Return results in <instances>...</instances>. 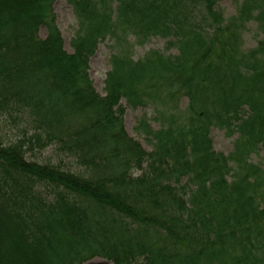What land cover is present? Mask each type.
Segmentation results:
<instances>
[{
  "label": "trees",
  "instance_id": "16d2710c",
  "mask_svg": "<svg viewBox=\"0 0 264 264\" xmlns=\"http://www.w3.org/2000/svg\"><path fill=\"white\" fill-rule=\"evenodd\" d=\"M55 1L0 0V123L23 130L0 138V264H264V175L249 161L264 146V0H232L228 19L222 0H67L71 55ZM252 22L260 39L243 51ZM132 36L177 55L136 62ZM106 39L117 53L102 96L87 71ZM122 100L152 105L157 130L138 123L150 151ZM213 128L237 135L228 156ZM48 149L53 163L26 158Z\"/></svg>",
  "mask_w": 264,
  "mask_h": 264
},
{
  "label": "rangeland",
  "instance_id": "374dc122",
  "mask_svg": "<svg viewBox=\"0 0 264 264\" xmlns=\"http://www.w3.org/2000/svg\"><path fill=\"white\" fill-rule=\"evenodd\" d=\"M217 8L224 13L226 19L234 16L236 12V5L232 0L219 1ZM52 11L55 16V25L59 30L63 40V48L68 54L71 55L73 52L71 41L75 38L79 24L76 12H74L73 7L68 3L67 0H56L52 5ZM46 33V28L40 27L39 36L42 39L46 37ZM241 38V49L243 51L253 49L256 46L258 40L260 39V34L254 22L246 26ZM129 43L132 47V59L136 62L143 59V57L150 51H157L164 54L165 56L177 55L176 48L170 47L168 45V40L159 36H149L141 42L137 41L135 37L132 36L129 38ZM116 53L117 49L113 45V41L106 39L104 42L98 45L97 50L88 61L87 73L92 81L95 91L102 96L104 95L106 74H108V72L111 70L110 56ZM120 105L124 108L123 123L126 132L130 137L138 141L145 150L150 151L152 149L153 142L150 138L146 139L145 128L142 125H138V123L140 120L145 118L151 129L157 130L159 124L153 120L154 110L152 105L131 109L125 105L124 100L120 102ZM179 105L182 109L185 108L186 99L182 98L179 102ZM20 127L21 126H17L13 123H0V138H3L5 141H13L15 138L23 139L22 137H19L20 132L23 131ZM210 137L214 150L218 153L228 156L233 151L234 141L236 140L237 135L235 134L230 136L225 130L213 128L210 131ZM51 152L52 151L48 149L44 152H41V154L37 152L34 154V156L29 155L26 158L32 162H43L47 160L53 163L56 161V159H54ZM249 161L255 166L260 167L264 175V146L259 147L254 153H252L249 156ZM35 188L36 191H39L44 195H46L45 193L48 190L50 191V188H48L45 184H36ZM84 264L112 263L102 258H94Z\"/></svg>",
  "mask_w": 264,
  "mask_h": 264
}]
</instances>
